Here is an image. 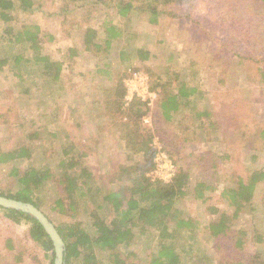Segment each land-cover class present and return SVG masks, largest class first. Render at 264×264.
Instances as JSON below:
<instances>
[{
	"label": "rangeland",
	"instance_id": "1",
	"mask_svg": "<svg viewBox=\"0 0 264 264\" xmlns=\"http://www.w3.org/2000/svg\"><path fill=\"white\" fill-rule=\"evenodd\" d=\"M115 1L37 0L34 11L20 13L21 20L13 22L15 31H20L24 20L37 24L42 48L64 65L63 77L54 87L44 85L38 69L32 68L30 76L22 66L16 67L12 59L22 47L10 45L12 37L7 34L0 35V61L10 58L0 70V152L28 146L33 157L14 165L22 170L45 164L54 168L61 159L62 146L72 141L88 153L85 163L95 182L109 190L119 185L115 182L123 143L119 131L98 111L106 92L115 88L119 79L124 80L129 69L146 73L152 88L167 79L168 73L173 80L178 79L173 84L176 91L187 83L198 87L201 94L171 122L158 115L159 106L148 109L143 125L152 129L153 144L175 168L180 162L185 167L195 166L189 193L177 203L182 216L199 222L195 241H182L186 247L191 242L197 250V260L191 264H229L237 258H249L253 230L264 233V201L254 200V212L250 206L237 220L231 219L227 238L213 240L204 227L219 218L212 209L232 218L233 210L222 197L225 189L240 177L246 178L249 171H264V139L259 136L264 127V0H177L169 4L141 0L137 1L138 9L126 18L118 15ZM150 4L162 8L157 23H150ZM110 26L125 31L124 37L113 42L112 58L82 53L70 68L66 53L71 47L84 49L86 28L95 29L102 43ZM120 49L129 53L125 61L117 58ZM137 49L150 53L149 58L142 59ZM238 52L251 61L242 63ZM27 54L31 56V52ZM104 65L108 68L99 71ZM156 92L160 98V90ZM193 107L208 109L211 117L195 120ZM34 133L38 136L31 139ZM11 169L12 165H0L1 191H15L18 186L9 175ZM169 174L170 168L163 164L161 179ZM198 174L202 179L197 180ZM207 179L213 186L205 192L204 200H198L196 183ZM61 194V188L48 184L41 195V210L56 224L71 220L51 209ZM261 194L264 190L257 193ZM96 205V200L81 203L75 220L88 222ZM29 229L25 222L7 219L0 210V264H51V255L31 239ZM240 229L247 230L250 237L242 249L234 247ZM149 244L150 238H138L124 256L130 253V263L148 264L155 252L154 245L147 249ZM100 259L105 263L107 255Z\"/></svg>",
	"mask_w": 264,
	"mask_h": 264
},
{
	"label": "trees",
	"instance_id": "2",
	"mask_svg": "<svg viewBox=\"0 0 264 264\" xmlns=\"http://www.w3.org/2000/svg\"><path fill=\"white\" fill-rule=\"evenodd\" d=\"M36 1L0 0V35L7 34L12 37L10 45L17 44L22 47V52L17 53L12 59L15 66H22L30 76L32 68L38 69L40 74L38 77L43 78L44 85L49 88L54 87V83L62 79L64 65L54 61L42 48V39L39 36L41 29L37 24L24 20L20 31L13 29V22L17 23L21 20L19 14L34 11ZM137 1L141 0L115 1V8L120 18H126L131 12H135L138 9ZM143 1L169 4L177 0ZM148 8L152 16V19H149L150 23H157L162 8L159 9L158 5L153 4ZM261 21L263 22V19ZM105 32H107L106 37L100 43L97 31L90 27L86 28L84 49L79 51L71 47L66 53L68 66L73 68L76 58L82 53L95 56L108 54V58L111 59L113 42L124 37L125 31L121 32L116 26H110ZM28 52H31V56H28ZM137 53L142 59L150 56V53L144 49H137ZM128 55L125 50H121L117 58L125 61ZM238 55L242 63L251 61L249 60L251 57L245 56L243 52H238ZM9 59L0 61V70L8 65ZM106 67L108 68V65H104L99 71L104 72ZM261 73L264 76V71ZM166 78L156 83L152 89L155 91L159 89L161 93L156 104L159 106L158 115L164 122H171L182 108L191 107L194 104L193 97L201 93L198 87L188 86L187 83H183L176 91L173 84L177 83L178 79L173 80L168 73ZM106 93V99H103V105L98 111L101 110L103 117L108 120L107 123H111V126L119 131L120 141L123 143L116 175L117 182H115H119V185L109 190L98 185L91 168L85 163L88 153L83 148L78 149L72 141H68L62 146L61 159L54 168L45 164L22 170L14 165L33 157L34 151L28 146L0 152V165H12L9 175L18 183L15 191L0 190V196L31 203L41 210L43 205L41 195L48 184L62 189L61 196L53 202L51 209L54 214L69 217L71 220L56 224L52 216L45 215L54 223L65 243L64 264H135L128 260L130 253L125 256L124 254L138 238H150L147 249L154 245L155 252L151 253L148 264H191L197 260V250H193L194 245L191 242H188L186 247L182 241L186 238L195 241L199 222L182 216L177 203L189 193L195 166L185 167L181 162H177L179 166L175 164L176 173L169 181L152 180L148 175L156 168L158 148L152 141V129L143 125L144 116L151 109L137 99L129 106H125V87L122 78L118 80L115 88ZM192 110L195 111L193 114L195 120L211 117L208 109L199 111L198 108L193 107ZM204 124H200V127H205ZM37 136V133H34L30 138L35 139ZM259 136L264 139V127L262 130L259 129ZM249 172L246 178L240 177L235 185L222 192V197L228 201L229 207L233 210L232 218L229 219L227 214L218 208L212 209L213 213L219 214V218L217 221L211 220L204 228L206 234L213 240L227 238L232 229L231 219L237 220L244 209L248 207L250 209V206V210L254 212V202L264 201L263 193L261 197L257 195L259 190H264V171ZM197 177V180L202 179L201 174ZM212 186V181L209 179L204 182L198 181L195 188L196 198L204 200L205 192L211 190ZM88 200H96L97 204L93 211H88V222L76 221L81 203ZM0 210L7 219L15 223L28 224L31 239L42 247L47 255H51V264H54L55 248L43 226L23 212L2 207ZM237 235L234 247L242 249L248 244L250 237L245 229H240ZM253 235L255 236L253 253L248 254L249 258H237L229 264H264V233L256 228L253 230ZM101 255H107L105 263L100 259Z\"/></svg>",
	"mask_w": 264,
	"mask_h": 264
},
{
	"label": "built area",
	"instance_id": "3",
	"mask_svg": "<svg viewBox=\"0 0 264 264\" xmlns=\"http://www.w3.org/2000/svg\"><path fill=\"white\" fill-rule=\"evenodd\" d=\"M123 84L125 87L124 103L126 107L135 99L144 103L149 109L156 106L159 95L152 89L150 77L142 70L134 68L129 69L123 80ZM155 163V170L148 175L152 180H162L159 173L161 172L163 164L170 168L169 177H166L163 181H169L176 173L175 166L161 149L156 155Z\"/></svg>",
	"mask_w": 264,
	"mask_h": 264
},
{
	"label": "water",
	"instance_id": "4",
	"mask_svg": "<svg viewBox=\"0 0 264 264\" xmlns=\"http://www.w3.org/2000/svg\"><path fill=\"white\" fill-rule=\"evenodd\" d=\"M0 207L23 212L36 219L43 226L44 230L50 236L53 242L55 248L54 264H64V256L66 250L65 243L54 223L48 219V217L42 210L31 203L18 201L3 196H0Z\"/></svg>",
	"mask_w": 264,
	"mask_h": 264
}]
</instances>
